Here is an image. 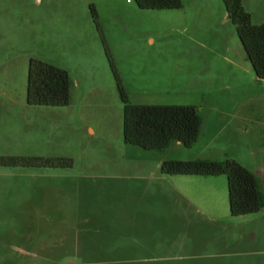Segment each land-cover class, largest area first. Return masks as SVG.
<instances>
[{"label":"rangeland","instance_id":"1","mask_svg":"<svg viewBox=\"0 0 264 264\" xmlns=\"http://www.w3.org/2000/svg\"><path fill=\"white\" fill-rule=\"evenodd\" d=\"M129 1L0 0V157L54 164L0 167V264H264V208L234 217L229 204L239 166L264 199V80L236 25L223 0ZM244 6L264 24V0ZM100 31L129 104L198 108L193 148L125 143ZM32 59L69 73L68 106L28 104ZM168 160L220 166L168 175Z\"/></svg>","mask_w":264,"mask_h":264},{"label":"trees","instance_id":"2","mask_svg":"<svg viewBox=\"0 0 264 264\" xmlns=\"http://www.w3.org/2000/svg\"><path fill=\"white\" fill-rule=\"evenodd\" d=\"M228 17L236 25L238 36L251 62L256 76L264 80V24H253L252 15L246 11L244 0H223ZM143 10L178 9L181 0H137ZM95 22L98 14L91 7ZM100 35L125 106L124 141L144 150L163 151L173 143L193 148L200 137L202 117L195 106H145L129 104L128 94L117 73L112 55L103 33ZM72 81L69 73L38 59H32L29 67L27 102L33 106H68L71 100ZM52 160L0 157V167L52 166ZM65 163V161H58ZM228 167L227 163H223ZM219 164L211 161H175L163 163L168 175L216 176ZM230 212L234 217L256 214L264 208L254 174L244 167L228 170Z\"/></svg>","mask_w":264,"mask_h":264},{"label":"built area","instance_id":"3","mask_svg":"<svg viewBox=\"0 0 264 264\" xmlns=\"http://www.w3.org/2000/svg\"><path fill=\"white\" fill-rule=\"evenodd\" d=\"M128 2H130V1L128 0Z\"/></svg>","mask_w":264,"mask_h":264}]
</instances>
